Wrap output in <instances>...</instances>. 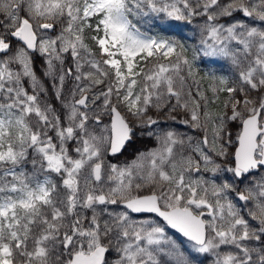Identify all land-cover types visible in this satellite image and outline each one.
I'll list each match as a JSON object with an SVG mask.
<instances>
[{
	"label": "snow or ice",
	"instance_id": "1",
	"mask_svg": "<svg viewBox=\"0 0 264 264\" xmlns=\"http://www.w3.org/2000/svg\"><path fill=\"white\" fill-rule=\"evenodd\" d=\"M0 264H264V0H0Z\"/></svg>",
	"mask_w": 264,
	"mask_h": 264
},
{
	"label": "trees",
	"instance_id": "2",
	"mask_svg": "<svg viewBox=\"0 0 264 264\" xmlns=\"http://www.w3.org/2000/svg\"><path fill=\"white\" fill-rule=\"evenodd\" d=\"M179 30L178 29H173V30H170L169 32H161L160 31V29L159 28H155V29H153V32L154 33H157V34H160V35H163V36H165V37H169V38H179L178 36H177V32H178ZM186 31V30H185ZM200 67H207L206 65H203V64H201L200 65ZM217 68H219L218 70H217ZM212 70H215V71H217L218 73H226L227 72V66L226 65H224V66H222L221 64H216V65H214L213 66V68H211ZM221 69V70H220ZM203 73L204 72H202L201 71V74L203 75Z\"/></svg>",
	"mask_w": 264,
	"mask_h": 264
},
{
	"label": "flooded vegetation",
	"instance_id": "3",
	"mask_svg": "<svg viewBox=\"0 0 264 264\" xmlns=\"http://www.w3.org/2000/svg\"><path fill=\"white\" fill-rule=\"evenodd\" d=\"M136 147L137 148H143V147H146V145L137 142ZM131 151H132V149H129V152H131Z\"/></svg>",
	"mask_w": 264,
	"mask_h": 264
}]
</instances>
